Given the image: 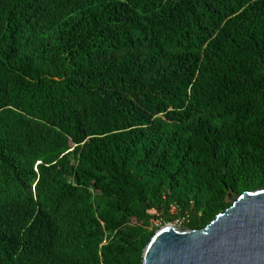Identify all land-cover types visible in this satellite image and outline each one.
Returning a JSON list of instances; mask_svg holds the SVG:
<instances>
[{
    "label": "trees",
    "instance_id": "obj_1",
    "mask_svg": "<svg viewBox=\"0 0 264 264\" xmlns=\"http://www.w3.org/2000/svg\"><path fill=\"white\" fill-rule=\"evenodd\" d=\"M257 190L264 0H0V264H141Z\"/></svg>",
    "mask_w": 264,
    "mask_h": 264
},
{
    "label": "water",
    "instance_id": "obj_2",
    "mask_svg": "<svg viewBox=\"0 0 264 264\" xmlns=\"http://www.w3.org/2000/svg\"><path fill=\"white\" fill-rule=\"evenodd\" d=\"M141 264H264V190L244 192L200 230L159 228Z\"/></svg>",
    "mask_w": 264,
    "mask_h": 264
},
{
    "label": "rangeland",
    "instance_id": "obj_3",
    "mask_svg": "<svg viewBox=\"0 0 264 264\" xmlns=\"http://www.w3.org/2000/svg\"><path fill=\"white\" fill-rule=\"evenodd\" d=\"M150 213H152V212H150ZM156 224H159L158 222H156ZM173 225H176V226H181L180 224H179V222H175V223H173ZM162 227V226H161Z\"/></svg>",
    "mask_w": 264,
    "mask_h": 264
},
{
    "label": "built area",
    "instance_id": "obj_4",
    "mask_svg": "<svg viewBox=\"0 0 264 264\" xmlns=\"http://www.w3.org/2000/svg\"><path fill=\"white\" fill-rule=\"evenodd\" d=\"M173 210H174V208H173ZM179 222V224H181L182 222L181 221H178Z\"/></svg>",
    "mask_w": 264,
    "mask_h": 264
}]
</instances>
